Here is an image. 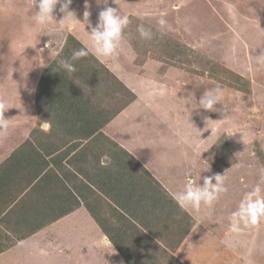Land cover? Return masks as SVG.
Masks as SVG:
<instances>
[{"label":"rangeland","instance_id":"rangeland-1","mask_svg":"<svg viewBox=\"0 0 264 264\" xmlns=\"http://www.w3.org/2000/svg\"><path fill=\"white\" fill-rule=\"evenodd\" d=\"M234 2L231 1L228 5L232 10L235 8ZM87 3L89 5L87 10L90 12L89 22L93 26L97 22L99 12L106 6L118 9L119 14L126 16L129 23L124 29L121 46L115 58L102 59L92 54L88 55L94 57L104 68L95 66L93 72L92 64L96 65V62L86 60V66L82 70L75 68V72H67L70 76L68 78L77 86V92L68 93L67 87L70 90L73 87L71 83L69 84L72 87L60 86L59 81H52L50 77L44 80L45 85L49 83V89H53L55 93L73 98L72 109L79 107L80 101L84 103L82 120L79 121L72 114H64L62 110L66 109V105L61 106V111L57 110L56 97L48 92L45 95L42 90L38 97L40 80L35 87L33 83L26 86L28 81L24 79L21 86L17 85L18 79L12 73L4 71L0 73V84H4L1 82L4 80L5 85L11 88L3 90L4 96H9L13 89L21 86L22 91L30 92L29 96L36 98L38 107L44 106L35 130L43 129L42 125L51 119L52 123L48 122L53 125L52 127L60 122L58 128L69 134L90 136L92 134L88 133V121L94 125L96 118H91V114L93 116V112L97 111L110 113L112 119L116 117L117 123L127 122L132 116L129 117L122 111L135 100L132 97V94H136L133 89L135 88L142 93V100L155 101L153 103L157 104L156 114L165 108L169 114L166 123L167 133L163 132L156 136V140L153 139L156 150L154 162H163L167 177L176 183L185 184L183 177L188 179L189 174H192V177L197 176L202 181L203 177L212 176L211 173L220 174L225 178L224 187L225 185L228 187L229 182L232 183L233 191H230V197H233L235 204L237 199L241 200L245 193L257 185L261 188L260 195L264 197V22L263 26L258 24L248 27L245 31L243 26L230 19L229 11L222 6L227 5L225 0H108L107 5L104 0H87ZM33 7L34 0H0V51H5L6 59H14L22 66H27L29 61H32V55H36L38 50H44V56L40 59L41 61L46 59L43 72L40 74L42 77L48 65L52 63V66H55L58 57L71 51L69 40L72 37L83 47L90 46L87 34L90 29L86 22H83L85 0H73L70 5V10L75 12L76 18L81 22L71 19L63 24L58 22L63 18V14L59 13L57 5L54 12L57 22L40 26L33 18L35 10ZM161 19L165 21L163 26L159 23ZM140 25L151 29V39L140 36L137 30ZM244 38L248 41H244ZM171 40L176 41L179 46ZM13 49L15 55L10 53ZM28 56L27 61L24 57ZM39 56L40 54L37 55V62ZM1 66L7 70L9 65L5 61ZM55 67L58 68L57 64ZM54 71L49 69L46 73ZM78 73L81 76H78ZM121 82L129 90L125 89ZM151 87L153 93L148 92ZM215 88L222 89L224 94L222 105H217L220 110L205 111L199 108L198 102L205 90ZM10 103L9 101V105ZM29 104L32 106V103ZM146 104L147 102L135 103L138 121L152 114L149 110L152 103L148 106ZM148 111L149 114L146 115ZM58 113L63 114L59 116ZM171 113L180 116L173 121L170 119ZM146 118L152 120L151 117ZM174 122H178L181 128ZM72 125H75V130L70 129ZM93 125L90 127L94 130ZM178 130L179 136L176 137L173 133L176 134ZM101 136H96L94 143L86 146L84 152L95 151L97 155L95 159L99 157L102 159L105 152L109 153L112 150V167L116 166L117 170L120 166L114 163L113 151L117 150L118 146L113 141L110 145L109 140L105 138L99 148L95 149ZM227 165L229 167L222 170ZM135 169L136 166L133 164L128 166V170ZM101 177H107L106 170L101 172ZM226 179L229 182H226ZM146 184L149 185H144V188L143 185H139L143 194L140 195L138 192L133 198L149 196V192L143 189L150 188L151 191L153 189L150 183ZM164 188H159V191L168 195L167 187ZM226 191L220 193L213 204H202L197 208V214L202 221L214 222V219L220 217L221 212L227 214ZM99 200L103 203L100 213L107 217L112 216V212L119 213L122 210V207H116L113 201L112 209H109L108 196L102 192ZM171 205L174 224L173 221H169L162 226L159 233H153L149 238L143 237L141 245L145 248L137 250L136 255L151 252L159 264H176L175 261H179L176 257L179 256L174 255L180 253L178 249L183 247L182 255L195 264H213L212 259L218 264H240L236 257L234 259L229 257L222 239L228 236L229 247L233 248L235 251L232 253L238 256L236 251L245 247L241 243L243 237H252L256 227L264 225V218L254 226L242 224L239 231H233L229 225L223 231L214 232L217 240L214 244L211 240L209 243L205 240L198 242L197 238L200 236L194 234L192 238L196 243L193 244L187 240L189 232L182 237L189 218L185 217L187 216L185 212L180 211V206L176 202ZM227 211L230 212L231 209ZM130 225L127 222H119V227L125 231L126 245H130V241L134 243L136 237L144 235L143 231L137 228L136 232ZM6 236L0 235L1 248L9 244ZM179 237L181 241L178 240ZM260 237L264 240V232L260 233ZM183 240L184 244L179 246ZM196 244L198 246L192 252L191 248ZM260 246L264 252V246ZM207 250L210 251L212 259L205 255ZM90 253L91 259L86 260V264H123L121 259L114 260L111 256V259H108L102 248ZM260 261L256 264H264V260ZM185 262L190 263L186 260Z\"/></svg>","mask_w":264,"mask_h":264},{"label":"crops","instance_id":"crops-1","mask_svg":"<svg viewBox=\"0 0 264 264\" xmlns=\"http://www.w3.org/2000/svg\"><path fill=\"white\" fill-rule=\"evenodd\" d=\"M231 1H235L234 10L228 6ZM225 2L227 5L222 4V6L229 11L230 19L243 26L245 31L248 30V27L258 24L263 26L264 0H225ZM242 7L244 8L241 10ZM243 40L248 41L245 38ZM22 51L25 52V49L22 48ZM4 52L0 51V58H2L0 73L4 71L15 75V78L18 79L17 85L22 86L26 79L28 81L26 86L33 83L36 87L46 62V59L40 60L45 51L38 50L36 55H32V61H29L27 66H22L14 59H6ZM10 53L15 55L14 49ZM39 54V62H37ZM24 58L28 61L29 56ZM5 61L9 65L7 70L1 66V63ZM15 64L20 67L18 68ZM1 82L4 84H0V119H7L8 127L0 129V235H7L9 244L4 246V250L0 252V264H86V260L91 259L90 251L99 248L103 249L108 259L111 257L114 260L121 259L123 264H128L119 252L117 245L114 244V241H120L118 227L121 215L112 212V216L107 217L100 213L103 203L99 200V195L102 192L108 196L109 209H112V201L116 207H122L123 204L116 200L121 189L112 182V173L124 172V184H126L127 162H122L119 158H126L127 155L119 149L113 151V156L114 154L117 156L114 163L120 166L116 170V166L112 167V150L109 153L105 152L102 159L101 157L95 159L97 156L95 151L85 153L84 149L93 144L98 135L102 136L96 143L95 149L99 148L105 138L109 140L110 145L112 141L118 143L139 161L140 165L134 163L135 170L144 167L155 177L153 181L149 182L153 191L157 192L159 188L167 187L170 193L167 195L170 202L178 204L176 195L182 191L181 188L183 189L184 184L176 183L166 176L163 162H154L156 150H154L153 139L156 140V136L163 132L167 133L166 123L169 114L166 108L156 114L157 104L153 103L155 101L142 100V93L133 88L138 95L122 111L129 117L132 116L127 122L117 123L115 122L116 117L112 119L110 113L97 111L93 112V116L91 114V118H96L93 125L96 130L89 133L92 134L90 136L69 134L62 128H58L59 121L57 127H52L49 123H52L51 119L42 125L43 129L35 130L40 120V114H38L40 109L36 98H31L28 94L30 92L22 91L21 86L13 89L9 96H4L3 90L11 88L5 85L4 80ZM153 91L151 87L148 92L153 93ZM167 97L169 98L168 95ZM9 101L11 105H9ZM27 102L32 103V106ZM136 102H140V104L147 102L146 106L152 103L149 109L152 114L148 115V111L146 114L148 116H145L151 117L154 122L146 117L141 121L137 120L138 109L134 107ZM63 112L72 114L79 121L81 120V116L75 112L71 113L69 108ZM156 115L160 116L155 117ZM170 115V119L173 121H176L180 116L176 115V117L172 113ZM174 123L179 126L178 122ZM46 126L48 127L46 128ZM178 128H181V125ZM75 129L76 127L71 130ZM173 135L179 136V130ZM30 149L37 151L38 155L27 154L26 152H30ZM146 154L151 155L146 157ZM103 170L107 171L106 178L101 177ZM189 176L188 179L182 176L185 183L190 181L195 184H203V181L197 176L192 177V174ZM227 179L225 181L229 182ZM146 182L147 180L140 179L139 184L143 185ZM232 186L230 182L228 187L225 185L227 214L221 212L220 217L214 219V222L205 223L202 221L197 214V208L186 209L194 218L190 234L187 235L188 241L196 243L192 236L198 234L200 236L197 238L198 242L205 240L209 243L211 240L214 244L217 242L215 233L229 227V217L240 202V199H237L235 204L233 197H230V191H233ZM101 187H106L105 192ZM163 194L165 193L161 191L160 195ZM229 200L233 202H229ZM88 204L94 205V210L90 209ZM228 209L231 211H227ZM107 219H109L112 239L101 227V221L105 222ZM138 227H142L140 223H138ZM209 227L210 229H208ZM253 232L252 237H243L241 243L245 247L236 251L238 256L232 253L235 250L229 247L228 236H224L222 242H224L223 245L229 257L232 259L236 257L237 261L241 262L240 264H256L260 263V260H264V252L261 251L260 246H264V240L260 237V233L264 232V225L257 226ZM184 240L179 246L184 244ZM246 240H248L247 243ZM197 246L198 244L192 247L191 251L194 252ZM178 250L180 253L174 255L179 256L180 259L176 257L178 260L184 264L187 263L185 260L195 264L182 255L183 247ZM205 255L211 258L210 251L207 250ZM212 263L218 264L213 259Z\"/></svg>","mask_w":264,"mask_h":264},{"label":"clouds","instance_id":"clouds-1","mask_svg":"<svg viewBox=\"0 0 264 264\" xmlns=\"http://www.w3.org/2000/svg\"><path fill=\"white\" fill-rule=\"evenodd\" d=\"M72 2L73 0H34L33 9L35 10L33 11V18L36 24L48 26L53 22H57L54 15L57 5H59V13L63 14V18L58 22L63 24L69 19L81 22L76 18L75 12L70 10ZM104 3L107 5L108 0H104ZM88 7L87 0H85L83 22H86L90 29V31H87L90 46L86 45L84 48L74 51L69 59H58L57 66L60 70H65L69 73L75 72L73 61H77L89 54L102 59L115 58L118 55L124 29L129 23L128 18L121 16L118 9L106 6L99 12L97 22L93 26L89 22L90 12L87 10ZM159 23L163 26L165 21L161 19ZM137 30L142 38H152L150 28L140 25ZM223 99L222 89H206L199 99V108L205 111H219L220 109L217 108V105H222ZM7 127V119H0V129H7ZM213 181L215 182L213 183ZM223 181L224 175L214 174L203 177V184L186 182L182 191L177 193L176 201L182 209L199 208L202 204L211 205L218 199L220 193L226 191ZM260 192L261 188L257 185L242 197L238 207L229 217L233 231H239L242 224L254 226L260 219L264 218V197L260 195Z\"/></svg>","mask_w":264,"mask_h":264},{"label":"trees","instance_id":"trees-1","mask_svg":"<svg viewBox=\"0 0 264 264\" xmlns=\"http://www.w3.org/2000/svg\"><path fill=\"white\" fill-rule=\"evenodd\" d=\"M69 46H71L72 48L71 51L67 52L66 55L64 56H60L58 57L59 59H64L65 57H67V59H69L72 56V53L76 50H79L81 48H84L79 41H77L75 38H71L69 40ZM173 42H175L176 44H178L176 41L171 40ZM80 44V45H79ZM179 46V44H178ZM86 60H90L91 62H96V65H94V63L92 64V69L93 72L95 71V66H101L102 68H104L103 65H100L99 62L97 60H95L94 57L92 56H85L77 61H73L75 68L82 70L85 66H86ZM57 64V63H56ZM55 64V66H56ZM54 65L52 66V63L50 65L47 66L46 70H45V74L42 75L41 80H40V85L38 88V97L39 94L42 90H44L45 95L50 94L53 95L54 97H56L55 99V106L56 109L61 111V106H65L66 105V109L69 108L71 110V113H77L81 116V120H82V109H84L83 106V102L80 101L78 103L79 107L72 109L74 106V101H71L73 98H68V97H64L61 94H57L55 93V91L52 89H49L50 85L49 83L47 85H45L44 80L48 77H50V79L52 81H59V85L60 86H68L70 85L69 83L73 84L71 82V80L68 78L70 77L67 74V71L65 70H60L59 68H56ZM55 68V69H54ZM55 70L53 73L51 72H47V70ZM92 72V73H93ZM91 73V75H92ZM97 74V72H96ZM78 76H81L80 73H78ZM53 77V78H52ZM58 78V79H56ZM49 79V80H50ZM121 85L123 87H125V85L121 82ZM71 86V85H70ZM72 87V86H71ZM125 89L129 90L128 88L125 87ZM68 93L70 92V94L74 91L77 92L78 88L76 85L73 84L72 90H70L67 87ZM132 94V92H131ZM132 97L134 98L135 95L132 94ZM105 98V97H104ZM83 103V104H82ZM39 106V103H38ZM40 111L42 109H44V106H40L39 107ZM62 110V111H66ZM64 113V112H63ZM63 113H58L59 116H61ZM39 114H42L41 112ZM45 115H48V113H45ZM89 123V130L88 133H90V131L93 130L92 126V122L88 121ZM53 126V125H52ZM75 125L70 126V129L74 128ZM115 144L118 146V149L123 151V153L126 156V158H119L122 162L125 161L126 166H130L131 164L134 165V163H136L137 165H140L139 161L129 152H127L126 150H124L122 147H120L116 142ZM27 154L30 153V156H37L38 152L30 149V152H26ZM117 156H115L114 154V158H116ZM121 164V162H119ZM142 166V165H141ZM227 167H229V165H227L226 167H224L222 170L226 169ZM218 169V168H217ZM221 171V170H220ZM125 174L127 175L126 177V184H124V172L122 173H112V182L115 183V185H117L121 191L120 193L117 195V201L122 205V210L119 212V215H121V221L122 222H127L129 224H131L130 226L134 227L136 229V232L139 230L144 232L143 236H139L136 237L134 240V243H132L131 241L129 242L130 245H126L125 243V231H122V229L120 227H118V236L120 237V241H114V244L117 245V248L119 250V252L122 254V256L124 257L125 261L128 264H159L156 260V257H153V254L150 252H145V253H141L139 255H136L137 250H141L144 249L145 247L141 245V240L143 237L149 238V236L153 233H159V230L162 229L164 225L168 224L169 221H173L174 224V215H173V206L171 205L173 202H170V199L168 198L167 194L164 195V197L161 198L160 195V191L158 190L157 192L155 191H151L150 188H145L143 190L148 191L149 192V196L148 197H142L139 199H135L133 198L135 196L136 193H140V195L143 194V192L141 191L140 187H139V182L140 179H144L147 180L146 183H149L151 181H153L155 179V177L152 175V173L142 167V169L140 170H127V172H125ZM128 177H130V179H128ZM122 184V186H121ZM143 185H149V184H143ZM28 186V185H27ZM145 186H143L144 188ZM102 191L105 192L106 187H101ZM154 197V198H153ZM172 201V199H171ZM131 202V203H130ZM126 203V204H124ZM88 206L90 207V209L94 210V205L92 206L91 204H88ZM180 211L185 212V214L187 216V218H189L187 220V227L183 230V236L185 237V235L189 232V230L192 228L193 224H194V218L185 210L182 209L180 207ZM182 219V218H181ZM141 224V228L138 227V223ZM176 223V222H175ZM101 227L102 229L105 231V233L111 237L112 239V233H111V229L109 227V219H107L105 222L102 220L101 221ZM138 228V229H137ZM181 241V237H179V239ZM4 250V248L0 247V252H2ZM152 260H155L154 262H152ZM175 261V260H174ZM176 264H184L182 261H175Z\"/></svg>","mask_w":264,"mask_h":264}]
</instances>
